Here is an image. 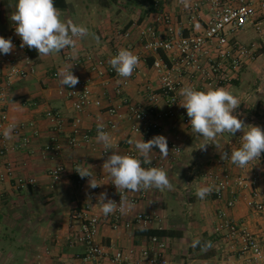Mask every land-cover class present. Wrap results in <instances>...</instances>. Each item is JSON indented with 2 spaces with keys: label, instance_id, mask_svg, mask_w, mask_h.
<instances>
[{
  "label": "crops",
  "instance_id": "1",
  "mask_svg": "<svg viewBox=\"0 0 264 264\" xmlns=\"http://www.w3.org/2000/svg\"><path fill=\"white\" fill-rule=\"evenodd\" d=\"M179 1L166 0V9L182 28V34L200 32V23L189 21L190 13ZM249 1L256 5V0ZM65 2L66 8L60 10L62 19H70L89 30L86 37L77 41L75 59L70 49L49 56H40L31 49L33 57H30L26 51L29 48L20 47L21 40L10 19L17 0H0V36L11 38L15 45L11 54H15L19 68L27 72L24 78H15L5 86V99L0 103V111L4 110L8 123L23 126L19 136L13 134L11 139H5L2 133L6 124L0 121V148L4 145L7 149L5 158L0 160V264H90L81 260L88 246L76 240L82 221L72 218L75 210L86 211L87 216L101 220L93 244L109 256L118 250L138 252L146 246L149 237L135 232L166 230L180 234L161 237L167 244L164 256L170 264H245L249 252L239 238L227 237L229 232L223 222L232 223L264 246V209L258 212L248 205L253 193L257 194L255 202H264V155L245 168L229 164L228 172L234 180L241 178L243 185L233 182L221 199H216L215 184L222 174V169L217 167L220 151L234 148L235 136L240 132L234 136L218 135L219 148L210 144L205 151L198 149L205 142L203 137L180 120L179 114L186 109L177 105L173 109L176 116L158 120L157 114L166 112V106L160 96L158 77L151 69L155 55L140 60L138 73L131 77L121 94L117 93L118 80L99 77L90 68L96 59L109 64L112 51L119 45L129 43L133 53L140 50L139 33L153 21L149 2ZM256 13V19L264 21V9L258 7ZM125 33L129 34L128 39L123 38ZM251 43L256 42L248 44ZM260 57L255 55L238 78L225 87L239 99L240 106L234 114L245 124L257 125L264 115V59L259 60ZM2 60L0 54V71L5 72ZM71 61L77 63L72 71L79 82L89 80L92 99L99 101V106L90 105L78 112L64 96L65 87L53 74ZM152 96L156 99L155 114L145 120L132 118L124 101L147 107ZM47 112L58 116V126L47 118ZM155 122L159 130L148 131L149 125ZM98 124H103L111 137V151L122 155H138L129 141L143 138L146 142L155 135H163L168 141L167 159L161 157L158 148L150 155L152 159L158 156L172 190L152 188L129 193V199L135 202L130 210L119 214L117 228L111 226V219L103 220L97 204L101 192H107L108 198L114 201L118 198L111 177L102 170L104 160L112 153L105 152L103 145L96 141ZM52 140L60 145L56 157L43 151ZM171 146L179 149L177 155ZM87 164L93 166V178L102 184L96 191L88 187L89 178L82 179L75 171ZM56 166H61L63 171L54 179L49 173ZM210 173L215 175L214 179L208 176ZM207 185L213 186V191L201 200L195 194L196 189ZM228 203L232 205L228 207ZM138 214L147 216L148 223L137 222ZM197 238L201 245L193 247L192 242ZM207 241L212 242V247L205 251L203 244Z\"/></svg>",
  "mask_w": 264,
  "mask_h": 264
},
{
  "label": "built area",
  "instance_id": "2",
  "mask_svg": "<svg viewBox=\"0 0 264 264\" xmlns=\"http://www.w3.org/2000/svg\"><path fill=\"white\" fill-rule=\"evenodd\" d=\"M152 4L153 21L146 24L139 33L140 50L134 52L140 60L148 58L149 55H155L157 58L153 61L151 69L158 77V85L160 96L162 97L166 112L157 114V119L176 116L173 109L182 101L179 91L182 87L192 86L197 90H207L208 88L227 87L232 81L238 78L242 69L247 66L255 57V53L260 48L258 44H243L239 42L235 36L242 33L246 27L250 26L254 29L260 38L264 37V21L256 19L257 8L264 9V0H256V6L249 0H190V7L184 10L190 13L189 21L200 23L201 31L197 33L182 34V28L176 23L174 18L166 9V0H150ZM180 4V1H179ZM187 30V29H186ZM123 38L128 39L129 34L125 33ZM121 48L133 51L129 43L117 46L113 51V56L117 54ZM15 54H2V62L5 64L6 71H0V103L5 99V86L15 78H24L27 72L21 70L15 60ZM67 58L69 55L66 56ZM70 58V57H69ZM91 60V56L88 57ZM76 62L71 61V65L76 66ZM93 73L99 77L107 76L119 81L117 93L121 94L133 75L138 73L136 69L132 76L124 79L119 77L110 64L102 59H96L90 66ZM57 77V74H53ZM186 80V83H184ZM64 96L70 100L75 111H82L84 108L95 105L99 106V101L92 99V92L89 80L79 82L74 88H64ZM72 92H75L73 94ZM129 106L130 116L136 120H145L152 114H155L156 99L154 96L150 98L147 107L133 106L124 101ZM47 118L56 125H59L58 116L52 112H47ZM183 124L191 128L189 117L186 111L179 114ZM1 123L7 122L6 113L0 111ZM256 126L264 129V115L258 121ZM23 126L16 127L14 136H19ZM148 131L159 130L157 122L149 125ZM247 130V129H245ZM240 132L235 136L234 148L227 150L230 154L231 150L241 146ZM87 140V136L84 137ZM73 141V140H72ZM23 143H27L25 137ZM174 154H178L179 150L176 146H171ZM60 145L54 140L49 142L43 149L44 152L56 157L59 153ZM7 149L4 145L0 148V160L5 158ZM128 155L135 156L133 153ZM264 153L261 154L260 160ZM152 165L163 168L159 162L158 156L153 157ZM231 164L230 160H218L217 167L222 169L221 177L216 180L215 196L221 199L223 193L234 182L236 185H243V180L238 178L234 180L227 170V166ZM250 164V163H249ZM249 164L246 166L248 167ZM62 167L56 166L50 171V176L57 179L62 174ZM215 178V175H208ZM33 183V181H29ZM98 189L95 188V191ZM95 193V192H94ZM131 191H124L123 195L131 205L134 204L133 199H129ZM257 194L253 193L251 200L248 202L249 207L261 212L264 209V202H255ZM121 199L118 193L117 204ZM232 204L228 203L230 207ZM119 211L108 216H102L103 220L111 219V226L117 228L120 225ZM224 218L225 214H221ZM72 218L81 220V226L78 231L77 241L80 244L88 246V251L82 261L90 264H170L164 254L167 248L165 240L161 237H149L146 246L142 247L138 252L134 249L118 250L113 254L106 255L101 248L93 244L97 226L100 219L89 217L86 211H73ZM135 220L139 223L146 224L149 218L143 214H138ZM223 226L228 230L229 238H239L243 247L250 256L245 264H264V246H262L252 235L238 229L230 222L224 221ZM127 227V225H126ZM67 264V263H61Z\"/></svg>",
  "mask_w": 264,
  "mask_h": 264
},
{
  "label": "clouds",
  "instance_id": "3",
  "mask_svg": "<svg viewBox=\"0 0 264 264\" xmlns=\"http://www.w3.org/2000/svg\"><path fill=\"white\" fill-rule=\"evenodd\" d=\"M180 3L186 9L190 7V0H180ZM10 19L14 22L15 34L21 40L20 47L34 49L40 56L60 54L65 49H70L71 56L75 59L78 55L77 41L86 37L89 32L85 26L78 25L70 19H62V13L56 7L54 0H17ZM14 49L15 45L11 38L0 36V54H11ZM108 62L116 74L124 79L131 77L140 65L139 57L125 48L119 49ZM72 67L73 65L69 64L58 69L57 76L62 87L74 88L79 83V78L73 74ZM179 95L182 101L178 104L186 109L192 132L202 136L205 141L198 149L206 151L210 144L218 149L219 144L216 143L218 135L229 133L234 136L237 132H241V146L231 150L230 154L220 151L221 160H230L239 168H245L250 162L260 160L261 154L264 153V129L245 124L234 114V110L240 106V101L235 95L223 87L197 90L192 86L182 87ZM16 127L15 122H10L3 129L4 138L11 139ZM96 141L103 145L105 152L111 151L113 147L111 137L104 130L103 124L97 125ZM129 143L134 145L137 156L111 151L112 154L102 164L103 172L111 177V183L121 196L117 204L116 201L108 198L107 192L99 194L97 204L104 216L116 211L124 214L131 209L132 205L123 195L126 190L139 192L152 188L158 190L173 188L165 169L143 166L152 165L150 154L154 148L159 149L162 158L169 157L167 138L163 135H155L146 142L141 138ZM92 169L93 166L87 164V167L80 166L75 171L80 178H89L88 187L95 189L102 184L97 183L93 178ZM212 191L211 185L200 186L195 194L203 200ZM200 245V239L193 240V247ZM211 247V241L204 242L203 250L206 251Z\"/></svg>",
  "mask_w": 264,
  "mask_h": 264
},
{
  "label": "trees",
  "instance_id": "4",
  "mask_svg": "<svg viewBox=\"0 0 264 264\" xmlns=\"http://www.w3.org/2000/svg\"><path fill=\"white\" fill-rule=\"evenodd\" d=\"M149 2V9L152 10V4L150 0H146ZM54 3L56 7L59 10H64L66 8V2L65 0H54ZM27 53L30 57H33L32 50L27 49ZM137 235L148 238V237H166V238H172V237H178L180 236L179 233L166 231V230H148V231H142V232H135Z\"/></svg>",
  "mask_w": 264,
  "mask_h": 264
},
{
  "label": "rangeland",
  "instance_id": "5",
  "mask_svg": "<svg viewBox=\"0 0 264 264\" xmlns=\"http://www.w3.org/2000/svg\"><path fill=\"white\" fill-rule=\"evenodd\" d=\"M235 38L243 44H248L252 41H255V44H258L260 46V49L257 50L255 55L261 56L259 60L264 59V39L262 40V38H260L259 35H257L256 32L250 28V26L246 27V29L242 33L237 34ZM259 67L261 66L259 65ZM242 72L243 71H241V73ZM246 72L249 71L247 70ZM247 79H249V77H247Z\"/></svg>",
  "mask_w": 264,
  "mask_h": 264
}]
</instances>
